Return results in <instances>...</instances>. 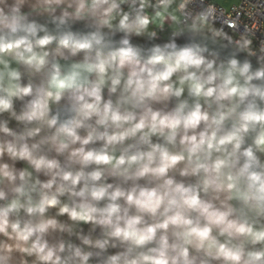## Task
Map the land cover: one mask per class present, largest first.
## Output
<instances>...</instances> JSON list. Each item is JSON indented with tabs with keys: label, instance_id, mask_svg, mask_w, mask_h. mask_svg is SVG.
<instances>
[{
	"label": "clouds",
	"instance_id": "obj_1",
	"mask_svg": "<svg viewBox=\"0 0 264 264\" xmlns=\"http://www.w3.org/2000/svg\"><path fill=\"white\" fill-rule=\"evenodd\" d=\"M0 264H264V0H0Z\"/></svg>",
	"mask_w": 264,
	"mask_h": 264
}]
</instances>
